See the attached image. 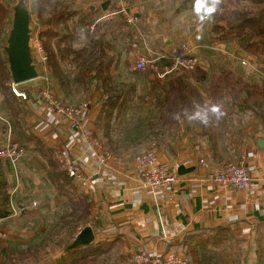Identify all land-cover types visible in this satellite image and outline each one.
<instances>
[{
    "label": "crops",
    "instance_id": "0c3cea01",
    "mask_svg": "<svg viewBox=\"0 0 264 264\" xmlns=\"http://www.w3.org/2000/svg\"><path fill=\"white\" fill-rule=\"evenodd\" d=\"M71 1L72 9L85 15L87 22L102 12L101 0ZM120 6L126 14L137 18V24L131 27L126 24V17L118 15L111 22L100 25L96 33V38L108 42L106 53L114 58V63L104 75L112 79L111 87L118 91V107L112 110L108 125L101 122L106 119V108L103 107L105 96L100 98L99 92L83 94L81 100L88 101L90 108L78 132L70 133L64 121L53 123L51 113L40 99V90L48 89L64 102L79 99H64L58 80L49 76L46 63L36 55L32 59L40 78L16 87L26 96L25 99L19 97L24 101L23 109L19 116L14 115L10 119L12 128L6 122L9 120L7 109L0 102V149L12 141L23 150L22 158L15 164L0 158V190L8 195V205L0 207V211L9 212L7 216L0 217V248L13 242L19 246L33 243L37 240V232L49 229L47 225L52 223L45 221L52 213L59 212L56 210L59 203L66 201L65 192L59 195L62 191L59 189L60 175L65 172L58 162L60 155L66 152L80 160L82 173L96 179L85 191L74 182L73 185L93 204L90 225L94 241L102 242L103 248L114 250L121 258L135 251L162 255L180 252L183 248L187 250L189 242L214 231L221 239L229 241L234 249L230 254H235L236 264H246L247 261L248 264H264V256L255 255L257 249L250 250L259 249V246L264 248V148L259 147L256 141L258 137L264 140V133L254 135L245 119L231 114L226 104L216 112L205 111L206 114H202L195 111L192 114L189 111L186 114L184 111L172 115L176 121L172 128L161 123L153 126L155 95L161 91L151 90L153 75L148 74L149 70L135 71L133 64L138 56L168 55L172 47L186 43L199 59L197 68L202 72L218 75L224 69H231L252 74L253 68L249 66L246 69L240 63L232 62L245 56L236 43L226 46L216 41L210 45L206 41L207 16L192 17L189 13L177 11V5L171 7L169 0H110L107 10ZM30 20L35 21L34 14ZM203 50H208V59L204 57ZM212 55L221 57L214 60ZM174 74L179 75L172 73L167 76ZM190 83L202 94L201 102L209 104V98L203 94L207 84L195 78H191ZM195 116L208 122L206 132L195 123ZM137 117L146 120L145 129L155 131L156 137L150 139L156 145L158 159L177 176L170 197L151 194L141 188L133 169L134 154L123 157L110 153L111 147L119 152L117 147L125 144L118 145L122 141L111 139L115 121ZM134 132L140 134L135 128ZM87 135L95 138L102 149L111 154L106 165H101L92 155L94 149L85 140ZM57 136L58 140H53ZM142 141L143 138L133 141L132 148L129 147L132 152L148 147L146 144L141 149ZM199 159L216 170L230 163H243L252 176L250 190L240 192L184 182L187 176L202 173ZM180 168L188 172L178 174ZM245 251L252 253L251 261ZM225 257L227 260L230 258L229 254Z\"/></svg>",
    "mask_w": 264,
    "mask_h": 264
},
{
    "label": "trees",
    "instance_id": "16d2710c",
    "mask_svg": "<svg viewBox=\"0 0 264 264\" xmlns=\"http://www.w3.org/2000/svg\"><path fill=\"white\" fill-rule=\"evenodd\" d=\"M184 2L189 6L193 4V0ZM11 4L12 0H0V102L7 109L9 120L14 115L19 116L24 103L12 93L6 57L1 50L10 27L8 6ZM29 8L30 16L35 15V21L30 20L33 35L43 50L49 76L58 80L64 99L75 100L83 94L93 95L99 92L100 98L105 96L103 107L106 108V119L101 122L102 125H108L112 110L118 107V91L111 87L112 79L104 76L114 63V58L106 53L108 42L96 38L100 26L92 33L84 30L85 25L91 24L94 18L87 22L85 15L72 9L71 0H29ZM206 15L204 13L202 16ZM205 36L209 44L219 41L231 46L236 43L242 53L254 58L257 63H263L264 0H215L213 11L206 22ZM150 73L153 75L151 90L154 88L161 91L155 95L153 109L156 117L153 126L161 123L172 128L176 124L172 115L176 116L184 111L186 114L189 111L192 114L195 111H201L202 114H206L205 111L216 112L221 105L226 104L231 114L245 119L254 135L264 133V76L255 72L244 74L243 71L231 69H224L214 75L197 68L194 72L178 73L179 75L159 80L152 72L148 74ZM191 78L207 84L203 94L209 98V104L201 102L202 94L190 83ZM195 117V123L206 132L208 122ZM9 120L6 122L12 128L13 123ZM138 124L141 125L139 122ZM140 134L135 136V141L138 137L140 140L156 137L153 130H147L142 136ZM110 153L118 154L114 147H111ZM138 153L140 152H134L133 157ZM60 183L59 189L62 191L59 195L65 192L66 201L59 203L56 208L60 205V211L52 213L45 221L52 223L49 229L37 232V240L25 246H19L15 242L5 244L0 248V264H87L92 262L93 255L104 252L100 241L66 251L79 231L87 226L91 227L89 215L93 204L86 196L77 192L73 181L65 173L60 175ZM62 187L66 190L63 191ZM6 205L8 195L6 191L0 190V207ZM8 214V211H0V217ZM39 227L40 224L37 229ZM213 232L200 235L199 239L188 243L187 264H232L223 252V244L226 245L229 241ZM229 246L231 247L230 243ZM53 247L58 251L57 254H52ZM218 248H221L220 253H217ZM231 250L234 251L233 247ZM261 250L262 246H259L257 251Z\"/></svg>",
    "mask_w": 264,
    "mask_h": 264
},
{
    "label": "built area",
    "instance_id": "2783aa9c",
    "mask_svg": "<svg viewBox=\"0 0 264 264\" xmlns=\"http://www.w3.org/2000/svg\"><path fill=\"white\" fill-rule=\"evenodd\" d=\"M101 1L103 3L107 0ZM108 1L110 2V0ZM118 15L126 17V24L131 27L137 24V18L126 14L123 7L120 6V8L115 10L102 11L86 29L92 33L97 26L112 21ZM30 51L32 56L36 55L40 61H45L43 50L35 37H32L30 40ZM199 63V59L191 53L188 45L180 43L172 47L168 55L158 53L152 57L138 56L134 60L133 69L135 71L149 70L158 79H163L172 73H190L198 67ZM244 63L246 61L240 60V65ZM16 87L11 83L12 93L17 97L25 99L26 95L18 91ZM39 95L45 108L51 113L54 120L53 123L56 124L59 121L66 122L67 130L70 133H76L83 127L84 118L87 116L90 108L88 101L84 100L78 104H68L56 97L48 89L40 90ZM53 140H58V136L54 137ZM85 140L94 149L92 155L96 156L101 165H106L110 159V154L104 151L99 142L91 137V135L85 136ZM22 156L23 150L16 142L9 141L4 148L0 149V158L9 161L11 164L18 162ZM58 162L68 179L76 183L81 190H88L95 182L96 179L93 175L87 176L82 173L79 166L80 160L72 157L69 153L65 152L60 155ZM198 165L202 173L187 176L183 180L184 182L230 188L240 192H247L252 186L251 173L243 163H230L220 170L212 169L203 159L198 160ZM133 169L142 189L151 194L158 193L164 197L172 196L177 176L172 169L159 161L157 148L154 143H150L144 151L133 157ZM134 193L137 192L135 191ZM185 252H187L185 248L180 249V252H168L162 255L135 251L121 264H126L127 262L131 264H187Z\"/></svg>",
    "mask_w": 264,
    "mask_h": 264
},
{
    "label": "water",
    "instance_id": "95a60500",
    "mask_svg": "<svg viewBox=\"0 0 264 264\" xmlns=\"http://www.w3.org/2000/svg\"><path fill=\"white\" fill-rule=\"evenodd\" d=\"M108 4V0L101 3L102 11L107 10ZM8 10L11 14V24L2 45V51L6 57L10 81L12 85L18 86L39 79L40 73L30 51L33 30L30 25L29 0H13ZM256 141L259 147L264 148L263 138L258 137ZM184 172L188 171L178 169V174ZM93 242V231L90 226H87L77 233L66 251L87 247Z\"/></svg>",
    "mask_w": 264,
    "mask_h": 264
},
{
    "label": "rangeland",
    "instance_id": "374dc122",
    "mask_svg": "<svg viewBox=\"0 0 264 264\" xmlns=\"http://www.w3.org/2000/svg\"><path fill=\"white\" fill-rule=\"evenodd\" d=\"M1 1L3 2V0H1ZM214 1L215 0H193L192 6H189V4L184 2V0H171V1L169 0V2H171V7L174 8L175 5H177V7H176L177 11L189 13V15L192 16V17L195 16V15L199 16V15H203L204 13H206L207 14L206 16L208 17V19H209V14L213 11ZM12 3H13V0H12ZM11 5L8 6V9H9V7ZM10 16H11V14H10ZM109 22H111V21H109ZM105 23H108V22H105ZM10 24H11V21H10ZM210 45H212V44H210ZM1 50H2V46H1ZM203 54L205 55L204 57L206 59H208V56H210V55H208V50H203ZM212 56L215 57L214 60L218 59L217 57H221V55H212ZM228 58L229 57L226 56V59H228ZM236 59L237 60L233 59L232 62L240 63V60L243 59L244 61H246V63H244L243 65L241 64L242 67L247 69V68H249V66H251L253 68V72L257 73V75L261 74V76H264V58L262 60L263 63H257L254 58L249 57L246 54H245V56L243 58L242 57H237ZM229 60H230V58H229ZM227 62H229V61H227ZM249 71H251V70H249ZM246 72H248V70ZM77 99H79V100L70 101V102L66 101V103H68V104H78L80 102H83V100H81V99H83V96H81L80 98H77ZM121 118L117 119L115 121V123L113 125L114 128L111 130L110 136L112 137L111 138L112 141H114L116 139H118V141H122L120 143H117L118 145H120L121 143L125 142V144L117 147V150H120L118 152V154L120 156L128 157V156H130L131 154L134 153L130 149V148H132L133 141L136 139L135 136L137 135L134 132V128L137 131H140L141 133L144 130H147V129H145L146 120H142V119L139 120V117L132 118L130 120H124V119H121ZM138 122L140 124L143 123L142 127H141V125L138 124ZM138 138L139 139H137V140H140V137H138ZM145 140H146V142H144ZM145 140L141 142V146H140L141 149H143L146 144L149 145L153 141V140L151 141L150 138L145 139ZM130 142H132V143H130ZM125 145H126V147H125ZM142 151H144V150H142ZM142 151H140V152H142ZM56 210L60 211V205H59L58 208H56ZM89 220L91 221V217H89ZM47 226L49 227L50 224L47 225ZM22 249H25V248H22ZM256 249H258V248L257 247L250 248L251 251L256 250ZM102 250L104 252H102V253L100 252L98 254L93 255L91 257V258H93L92 262L89 261V263H87V264H121L123 261H125L128 258V257H125V258L119 257L116 252L114 253V250H109L107 248H103ZM230 251H231V249H230L229 245H224L223 244V252L226 253V255L229 254V257H230L229 260L232 262V264H236L237 258L235 256V254H230L231 253ZM51 252H52V254H57L58 253V251L56 250L55 247L52 248ZM220 252H221V248H218L217 253H220ZM186 253H188V252H185V257H187ZM263 254H264V248L261 251H258V252L256 251L255 252V255H258L260 257H263L264 256ZM245 255H250V256H248L249 260L252 258V253L249 252V251H245ZM126 264H131V263L127 262ZM246 264H248V261H247ZM258 264H261V263H258Z\"/></svg>",
    "mask_w": 264,
    "mask_h": 264
}]
</instances>
